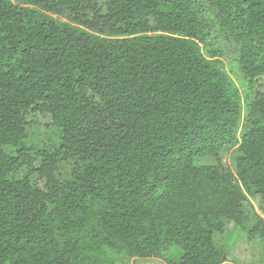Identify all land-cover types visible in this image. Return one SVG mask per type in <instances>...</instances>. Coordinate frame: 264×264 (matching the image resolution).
I'll list each match as a JSON object with an SVG mask.
<instances>
[{"label":"trees","instance_id":"1","mask_svg":"<svg viewBox=\"0 0 264 264\" xmlns=\"http://www.w3.org/2000/svg\"><path fill=\"white\" fill-rule=\"evenodd\" d=\"M22 1L0 0V264H129L169 246L183 252L170 264H225L215 236L264 203V0ZM206 14L236 45L245 100L202 51ZM37 124L56 135L33 152ZM252 234L264 243V217Z\"/></svg>","mask_w":264,"mask_h":264},{"label":"rangeland","instance_id":"2","mask_svg":"<svg viewBox=\"0 0 264 264\" xmlns=\"http://www.w3.org/2000/svg\"><path fill=\"white\" fill-rule=\"evenodd\" d=\"M16 4L22 5V0H12ZM103 4L106 0H99ZM61 20L71 22L68 14L63 11L61 15L54 16ZM210 24V34L206 45H201L202 51L206 56L211 52L216 53L217 58L221 61L224 70L228 73L231 80L238 87L242 99L248 96L250 88L244 75L241 73L237 65V48L234 42L228 39L224 33L219 30V27L214 22L213 17L209 14L205 15ZM264 91V85L260 88ZM248 127V111L245 110L243 121L241 123L238 136ZM56 131L47 129L40 125H34L29 130L28 146L33 152L45 150L50 146L54 139ZM237 147L227 146L221 153L222 166L231 173H236V166L234 162L235 152ZM196 165H217L215 159L204 158L196 159ZM72 169V164H63L61 166L62 175L68 176ZM252 206L246 208V215L251 218L250 224L244 229L239 228L233 222L226 224L225 232L215 236V244L218 249L225 254V264H263L264 261V243L252 234V229L258 217H264V203L260 197L251 199ZM183 252L180 248L169 246L166 247L159 255L145 259H128L129 264H170L178 263Z\"/></svg>","mask_w":264,"mask_h":264}]
</instances>
